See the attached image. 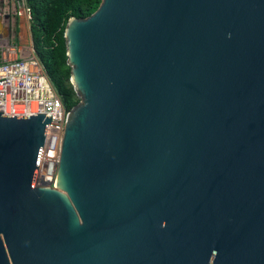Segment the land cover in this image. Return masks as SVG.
Returning <instances> with one entry per match:
<instances>
[{"label":"water","instance_id":"1","mask_svg":"<svg viewBox=\"0 0 264 264\" xmlns=\"http://www.w3.org/2000/svg\"><path fill=\"white\" fill-rule=\"evenodd\" d=\"M64 38L79 102L0 112V264H264V0H100Z\"/></svg>","mask_w":264,"mask_h":264},{"label":"built area","instance_id":"2","mask_svg":"<svg viewBox=\"0 0 264 264\" xmlns=\"http://www.w3.org/2000/svg\"><path fill=\"white\" fill-rule=\"evenodd\" d=\"M25 0H0V112L7 116L43 114L46 123L36 171V184L55 185L68 110L38 60L31 43ZM23 27V28H22Z\"/></svg>","mask_w":264,"mask_h":264},{"label":"trees","instance_id":"3","mask_svg":"<svg viewBox=\"0 0 264 264\" xmlns=\"http://www.w3.org/2000/svg\"><path fill=\"white\" fill-rule=\"evenodd\" d=\"M99 2L100 0H25L30 12L29 30L33 50L67 110H71L80 99L70 82L65 25L70 17L88 16Z\"/></svg>","mask_w":264,"mask_h":264},{"label":"rangeland","instance_id":"4","mask_svg":"<svg viewBox=\"0 0 264 264\" xmlns=\"http://www.w3.org/2000/svg\"><path fill=\"white\" fill-rule=\"evenodd\" d=\"M23 28V27H22ZM29 33L30 31L28 32L27 29L23 28L22 31H21V37L23 38L22 39V42H26V41H29L28 37H29Z\"/></svg>","mask_w":264,"mask_h":264}]
</instances>
